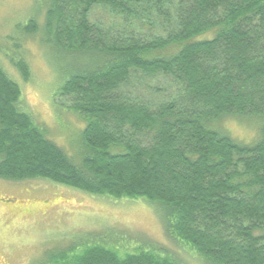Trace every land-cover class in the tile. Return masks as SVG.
Returning a JSON list of instances; mask_svg holds the SVG:
<instances>
[{
    "label": "trees",
    "instance_id": "1",
    "mask_svg": "<svg viewBox=\"0 0 264 264\" xmlns=\"http://www.w3.org/2000/svg\"><path fill=\"white\" fill-rule=\"evenodd\" d=\"M95 6L121 19L116 30L89 23ZM43 30L49 47L84 62L57 96L83 116L87 154L75 163L45 137L0 66V179L142 201L201 264H264V0H49ZM136 73L165 76L178 94L152 109L126 91ZM229 115L262 118L260 138L243 145L208 128ZM80 240L41 264H186L163 249L119 256Z\"/></svg>",
    "mask_w": 264,
    "mask_h": 264
},
{
    "label": "rangeland",
    "instance_id": "2",
    "mask_svg": "<svg viewBox=\"0 0 264 264\" xmlns=\"http://www.w3.org/2000/svg\"><path fill=\"white\" fill-rule=\"evenodd\" d=\"M49 0H0V66L20 89V108L30 114L45 137L79 163L87 154L81 143L86 123L70 109L71 98L57 92L65 74L79 69L82 60L60 54L44 37V14ZM33 20L37 29L26 33ZM89 23L116 28L121 19L108 9L95 6ZM149 33L144 26L141 32ZM154 33V29L151 31ZM207 32L199 39L211 38ZM174 45L158 52L174 54ZM22 61L28 70L24 80L13 62ZM126 91L154 109L178 94L169 78L133 74ZM263 119L240 115L224 116L208 123V128L234 142L252 145L260 138ZM80 245L99 244L119 256L139 247H153L177 256L186 264H201L194 253L178 248L163 228L160 215L142 201H113L90 197L80 191L47 181L8 182L0 179V264H41L46 253L68 248L74 240Z\"/></svg>",
    "mask_w": 264,
    "mask_h": 264
}]
</instances>
